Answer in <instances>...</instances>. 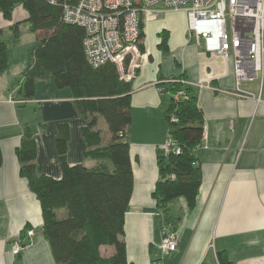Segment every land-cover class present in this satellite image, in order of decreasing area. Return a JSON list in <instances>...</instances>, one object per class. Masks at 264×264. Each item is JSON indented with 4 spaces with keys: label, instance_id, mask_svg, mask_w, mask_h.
<instances>
[{
    "label": "crops",
    "instance_id": "0c3cea01",
    "mask_svg": "<svg viewBox=\"0 0 264 264\" xmlns=\"http://www.w3.org/2000/svg\"><path fill=\"white\" fill-rule=\"evenodd\" d=\"M28 19L22 5L9 20L0 9V30L8 46V67L0 72V264H56L43 235L40 201L20 174L16 149L26 129L36 141L40 175H62L55 146L59 124L69 127L70 165L92 168L101 163L83 156L85 121L69 89H57L47 77L37 82L33 98L17 102L38 44ZM139 49L129 80L134 189L122 237L127 264H223L220 253L226 254L227 264H264V95L258 103L234 94L232 60L197 44L188 33L184 11L165 10L146 19ZM171 81H183L196 95L206 137L196 152L202 182L194 207L178 197L164 212L152 194L159 180L158 147L168 133ZM242 89L258 94L257 83ZM164 227L178 235V247L169 254L161 247ZM16 245L19 254L12 252ZM100 252L109 259L114 248L102 246Z\"/></svg>",
    "mask_w": 264,
    "mask_h": 264
},
{
    "label": "trees",
    "instance_id": "16d2710c",
    "mask_svg": "<svg viewBox=\"0 0 264 264\" xmlns=\"http://www.w3.org/2000/svg\"><path fill=\"white\" fill-rule=\"evenodd\" d=\"M22 5L29 14V25L37 34L33 66L25 75L18 94L24 100L34 97L40 79L52 77L57 89L67 88L78 113L85 121L81 134L85 159L101 160L88 168L68 163L69 127L59 124L55 146L62 175L59 179L40 175L36 169L37 145L27 128L16 154L20 174L40 201L43 235L48 240L56 264H127L122 241L125 216L134 189L128 131L132 123V86L122 79L117 66L106 62L89 64L84 39L86 31L77 24L65 23L62 8L45 0H0V9L11 19L14 8ZM13 44L18 30L13 27ZM0 30V72L8 67V46ZM166 44L165 38L162 45ZM184 90L187 100L174 101L166 113L168 133L181 148L179 154L159 152V180L153 197L164 212L168 204L184 197L193 208L202 182L196 152L203 145L204 123L192 89L181 82L168 91ZM176 121H172V119ZM102 246L114 248L106 259ZM220 262L229 263L226 254Z\"/></svg>",
    "mask_w": 264,
    "mask_h": 264
},
{
    "label": "built area",
    "instance_id": "2783aa9c",
    "mask_svg": "<svg viewBox=\"0 0 264 264\" xmlns=\"http://www.w3.org/2000/svg\"><path fill=\"white\" fill-rule=\"evenodd\" d=\"M62 8L65 23L84 27V50L89 64L114 63L129 82L140 57L143 22L165 10L184 11L188 33L204 50L232 60L234 94L262 102L264 95V0H45ZM180 81H171V83ZM181 83L185 84L183 81ZM203 82L198 85L203 86ZM257 83L258 94L242 89ZM174 101L187 100L184 90L171 92ZM14 100V99H12ZM24 103L26 100H18ZM172 121H176L174 118ZM206 137L204 131L203 139ZM202 147V146H201ZM200 148V147H199ZM164 154H179L181 148L167 135L158 147ZM31 234V232H30ZM162 251L178 247L176 231L162 230ZM19 246L13 253L19 254Z\"/></svg>",
    "mask_w": 264,
    "mask_h": 264
},
{
    "label": "rangeland",
    "instance_id": "374dc122",
    "mask_svg": "<svg viewBox=\"0 0 264 264\" xmlns=\"http://www.w3.org/2000/svg\"><path fill=\"white\" fill-rule=\"evenodd\" d=\"M29 234H30V232H29ZM31 234H32V232H31ZM31 234H30V235H31ZM20 250H21V248H20ZM12 252H13V248H12ZM19 253H20V252H19Z\"/></svg>",
    "mask_w": 264,
    "mask_h": 264
}]
</instances>
